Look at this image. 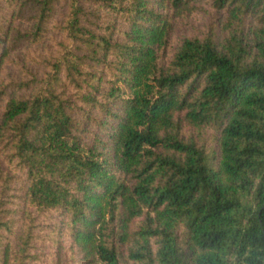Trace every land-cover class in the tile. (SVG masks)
<instances>
[{"label":"trees","instance_id":"trees-1","mask_svg":"<svg viewBox=\"0 0 264 264\" xmlns=\"http://www.w3.org/2000/svg\"><path fill=\"white\" fill-rule=\"evenodd\" d=\"M0 264H264V0H0Z\"/></svg>","mask_w":264,"mask_h":264}]
</instances>
